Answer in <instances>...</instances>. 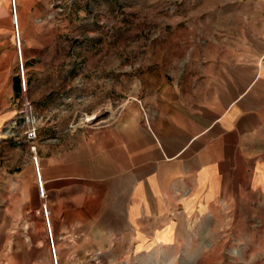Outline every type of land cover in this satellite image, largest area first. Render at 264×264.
I'll use <instances>...</instances> for the list:
<instances>
[{
  "label": "crops",
  "instance_id": "obj_1",
  "mask_svg": "<svg viewBox=\"0 0 264 264\" xmlns=\"http://www.w3.org/2000/svg\"><path fill=\"white\" fill-rule=\"evenodd\" d=\"M50 2L16 0L28 90L45 101L60 47ZM226 5L233 16L202 20L200 44L187 50L180 74L155 89L146 122L124 111L101 127L39 131L60 264H84L94 250L125 241L169 240L174 216L232 199L226 195L244 179L264 184V0ZM9 6L0 0V264H51L29 146L8 130L20 93ZM35 82L47 89L42 96ZM66 99L60 92L59 105ZM66 135L73 141L60 139Z\"/></svg>",
  "mask_w": 264,
  "mask_h": 264
},
{
  "label": "rangeland",
  "instance_id": "obj_2",
  "mask_svg": "<svg viewBox=\"0 0 264 264\" xmlns=\"http://www.w3.org/2000/svg\"><path fill=\"white\" fill-rule=\"evenodd\" d=\"M230 8L226 0H51L49 18L60 42L52 51L51 98L32 99L27 92L39 131L101 127L124 111L140 112L146 122L155 89L180 74L187 50L200 44L202 20H226ZM35 84L42 96L47 89ZM60 92L68 98L61 105ZM226 196L232 199L212 202L205 213L174 216L170 242H121L94 250L84 264H264V184L244 179Z\"/></svg>",
  "mask_w": 264,
  "mask_h": 264
},
{
  "label": "built area",
  "instance_id": "obj_3",
  "mask_svg": "<svg viewBox=\"0 0 264 264\" xmlns=\"http://www.w3.org/2000/svg\"><path fill=\"white\" fill-rule=\"evenodd\" d=\"M10 15L13 28L14 45L17 50V75L20 83V93L14 100L15 116L11 120L8 127L10 135L16 136L19 141L25 142L29 146V158L34 168L36 185L39 195L42 198L41 212L46 222V234L50 247V254L53 264H57L56 251L54 248L52 229L49 223L48 209L46 204L47 193L44 186V181L41 176L40 159L38 156L37 143L39 140V126L31 100L28 97V80L26 76V68L23 62L21 49V37L19 34L18 25V10L16 0H9Z\"/></svg>",
  "mask_w": 264,
  "mask_h": 264
},
{
  "label": "bare ground",
  "instance_id": "obj_4",
  "mask_svg": "<svg viewBox=\"0 0 264 264\" xmlns=\"http://www.w3.org/2000/svg\"><path fill=\"white\" fill-rule=\"evenodd\" d=\"M19 25V24H18ZM19 34H20V29H19ZM21 37V36H20ZM22 49V48H21ZM100 111H102V110H100ZM93 116L94 117H96V118H98V114L96 113V111L94 112V114H93ZM50 223V222H49ZM55 248V247H54Z\"/></svg>",
  "mask_w": 264,
  "mask_h": 264
}]
</instances>
